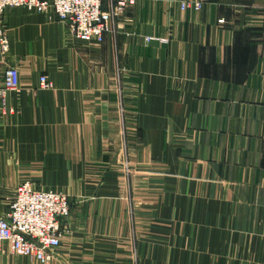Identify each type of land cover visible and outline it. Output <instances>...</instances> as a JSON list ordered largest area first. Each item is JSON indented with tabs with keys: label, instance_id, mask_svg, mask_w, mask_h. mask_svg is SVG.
<instances>
[{
	"label": "crops",
	"instance_id": "obj_1",
	"mask_svg": "<svg viewBox=\"0 0 264 264\" xmlns=\"http://www.w3.org/2000/svg\"><path fill=\"white\" fill-rule=\"evenodd\" d=\"M182 1H140L100 45L53 12L0 17L21 80L0 218L24 183L68 196L50 264H264V0Z\"/></svg>",
	"mask_w": 264,
	"mask_h": 264
},
{
	"label": "built area",
	"instance_id": "obj_2",
	"mask_svg": "<svg viewBox=\"0 0 264 264\" xmlns=\"http://www.w3.org/2000/svg\"><path fill=\"white\" fill-rule=\"evenodd\" d=\"M142 0H0V17L8 10L27 9L37 13L53 12L65 23L75 40L102 44L105 36L117 27L127 10ZM163 1V0H151ZM202 2H181L183 11L202 9ZM147 41H150L148 39ZM10 38L0 27V113L14 114L9 96L20 92V72L7 63ZM53 88L47 76H41V91ZM67 196L52 190H39L30 183L17 187L0 218V258L9 254L37 264H50L62 246L65 223L71 207Z\"/></svg>",
	"mask_w": 264,
	"mask_h": 264
},
{
	"label": "rangeland",
	"instance_id": "obj_3",
	"mask_svg": "<svg viewBox=\"0 0 264 264\" xmlns=\"http://www.w3.org/2000/svg\"><path fill=\"white\" fill-rule=\"evenodd\" d=\"M142 1H143V0H142ZM185 1H188V0H183L182 2H185ZM189 2H190V1H189ZM196 2H202V1L200 0V1H196ZM138 3H139V2H138ZM192 3H194V2H192ZM202 4H203V2H202ZM180 6H181V3H180ZM180 8H181V7H180ZM202 8H203V6H202ZM131 9H132V8H131ZM129 10H130V9H129ZM181 10H182V9H181ZM127 11H128V10H127ZM182 11H183V10H182ZM193 11H194V10H193ZM198 12H199V11H198ZM125 14H126V13H125ZM125 14H124V15H125ZM124 15H123V16H124ZM122 18H123V17H122ZM122 18H121V19H122ZM121 19H120V20H121ZM120 20H119V21H120ZM119 21H118V23H119ZM118 23H117V27H116V29L118 28ZM116 29H115V31H116ZM113 32H114V31H113ZM111 33H112V32H111ZM148 42H149V41H148ZM94 45H98V44H94ZM99 45H100V44H99ZM123 116H124V110L122 109V117H123ZM30 184H31V183H30ZM32 185H33V184H32ZM33 186H34V185H33ZM35 188H36V187H35ZM39 190H40V189H39ZM62 194H63V193H62ZM64 195H65V194H64ZM65 196H66V195H65ZM67 198L69 199L68 196H67ZM69 202H70V205L72 206V202L70 201V199H69ZM71 206H70V207H71ZM64 235H65V234H64Z\"/></svg>",
	"mask_w": 264,
	"mask_h": 264
}]
</instances>
